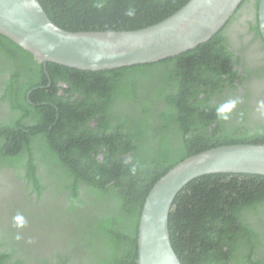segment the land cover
<instances>
[{
	"label": "trees",
	"instance_id": "trees-1",
	"mask_svg": "<svg viewBox=\"0 0 264 264\" xmlns=\"http://www.w3.org/2000/svg\"><path fill=\"white\" fill-rule=\"evenodd\" d=\"M189 1L38 0L68 32L141 30ZM227 24L178 56L98 72L40 63L0 35V169L19 171L38 199L24 211L10 206L0 264H137L142 207L161 177L206 150L264 145V113L254 117L247 90L235 93ZM229 101L221 120L216 110ZM22 227H44L61 250L37 254L21 243ZM168 232L180 264H264V176L190 181L172 202Z\"/></svg>",
	"mask_w": 264,
	"mask_h": 264
},
{
	"label": "water",
	"instance_id": "water-1",
	"mask_svg": "<svg viewBox=\"0 0 264 264\" xmlns=\"http://www.w3.org/2000/svg\"><path fill=\"white\" fill-rule=\"evenodd\" d=\"M243 0H190L167 19L128 32H68L53 24L38 0H0V35L40 63L106 71L156 63L208 42ZM264 41V0L258 4ZM213 174L264 176V145H230L191 156L170 169L145 198L138 225L137 264H180L169 240L168 215L190 181Z\"/></svg>",
	"mask_w": 264,
	"mask_h": 264
},
{
	"label": "flooded vegetation",
	"instance_id": "flooded-vegetation-1",
	"mask_svg": "<svg viewBox=\"0 0 264 264\" xmlns=\"http://www.w3.org/2000/svg\"><path fill=\"white\" fill-rule=\"evenodd\" d=\"M257 11L256 0L242 1L238 10L223 30L226 48L232 54V71L241 79V85H238L237 79H235L234 83L238 85L235 93L241 94L247 90L250 95L249 102L251 103L250 107H253L251 111L254 117L264 113V108L259 107L260 102L264 101V41L258 28ZM59 94H61V91H59ZM5 115L6 108L0 105V117ZM93 125L94 123H90L91 127ZM18 173L19 171L17 170L0 169V206L4 205V203V206H8V210H0V239L8 230H13L9 219V216L12 215L16 217L10 210L12 203L15 202L16 206L14 205L13 208H16L15 212H17L18 202L24 205V211L29 208L28 206H32L38 201L35 194L28 196L31 190L26 188L27 184L25 181L19 180ZM37 175H42V172L39 170ZM44 182L45 180L43 179V184ZM22 228V232H19L18 235L23 239L19 240L22 241V244L33 247L37 254L51 256L52 251H54L53 246H56L59 251L61 250L59 245L62 242L48 237V235L46 237L44 227L41 229L44 232L39 235L35 233L34 235L45 236L46 240H37L31 230L26 227ZM12 244L14 243L11 242L10 245ZM10 245L8 247H11Z\"/></svg>",
	"mask_w": 264,
	"mask_h": 264
},
{
	"label": "clouds",
	"instance_id": "clouds-1",
	"mask_svg": "<svg viewBox=\"0 0 264 264\" xmlns=\"http://www.w3.org/2000/svg\"><path fill=\"white\" fill-rule=\"evenodd\" d=\"M127 14L131 16L133 15V12L129 11ZM235 105H236V101H229L226 104L222 105L216 110L217 117L221 120H227L229 118L228 113L235 107ZM259 107L264 108V101L260 102ZM16 219L21 220L20 217H17ZM19 226H23V225L21 224Z\"/></svg>",
	"mask_w": 264,
	"mask_h": 264
}]
</instances>
